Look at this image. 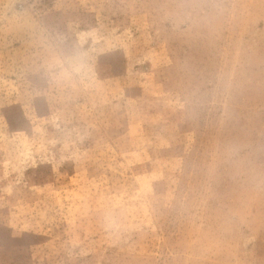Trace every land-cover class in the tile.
Masks as SVG:
<instances>
[{
    "label": "rangeland",
    "instance_id": "1",
    "mask_svg": "<svg viewBox=\"0 0 264 264\" xmlns=\"http://www.w3.org/2000/svg\"><path fill=\"white\" fill-rule=\"evenodd\" d=\"M0 264H264V0H0Z\"/></svg>",
    "mask_w": 264,
    "mask_h": 264
}]
</instances>
